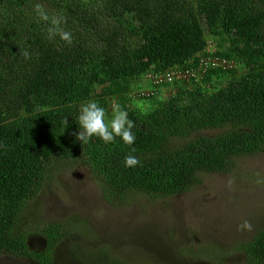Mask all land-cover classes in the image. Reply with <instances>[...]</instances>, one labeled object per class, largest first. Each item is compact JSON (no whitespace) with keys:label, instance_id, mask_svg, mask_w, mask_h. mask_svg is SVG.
<instances>
[{"label":"trees","instance_id":"16d2710c","mask_svg":"<svg viewBox=\"0 0 264 264\" xmlns=\"http://www.w3.org/2000/svg\"><path fill=\"white\" fill-rule=\"evenodd\" d=\"M37 3L66 18L61 27L71 32V45L47 40ZM200 55L235 66L211 69L198 83L177 82L163 100L160 90L169 86H152V95L141 97L151 109L131 107L146 74L191 68ZM87 100L105 108L106 121L113 104L127 111L135 143L77 141V116ZM261 153L264 0H0V253L60 264L56 250L65 225L45 230L42 249L19 227L53 167L84 161L102 199L121 206L137 194L185 193L202 175L231 174L239 159ZM129 154L140 164L126 167ZM235 250L243 256L239 264H264V230ZM209 258L228 264L219 251Z\"/></svg>","mask_w":264,"mask_h":264},{"label":"rangeland","instance_id":"374dc122","mask_svg":"<svg viewBox=\"0 0 264 264\" xmlns=\"http://www.w3.org/2000/svg\"><path fill=\"white\" fill-rule=\"evenodd\" d=\"M147 76L135 88L145 94L152 89ZM175 90L161 89L158 99ZM131 107L151 109L150 101L138 98ZM245 220L252 224L250 231L239 228ZM55 224L67 231L56 250L60 264H99L98 257L104 264H214L209 256L218 251L224 262L239 264L243 256L235 248L264 230V153L239 159L231 174L202 175L185 193L168 198L137 194L121 206L102 199L84 161L61 164L48 171L19 227L33 248L42 249L45 230ZM0 264L37 263L0 253Z\"/></svg>","mask_w":264,"mask_h":264},{"label":"clouds","instance_id":"9594fccd","mask_svg":"<svg viewBox=\"0 0 264 264\" xmlns=\"http://www.w3.org/2000/svg\"><path fill=\"white\" fill-rule=\"evenodd\" d=\"M37 22H43L47 27V40L52 42L57 39L63 41L66 45H71L73 37L71 32L65 31L61 26L66 23L63 15H50L43 4L37 3L34 8ZM20 55L25 59H30V53L27 50H20ZM136 99V97H133ZM142 99V98H138ZM67 126L66 120L64 121ZM78 132L75 133L76 140L86 144L93 137L101 139L104 143H111L119 137L125 144L135 143L136 136L133 132L134 122L129 119L127 111L123 110L119 104L112 108L111 118L106 121V111L95 100L85 101L77 116ZM126 167H135L140 161L134 155H127L124 159ZM240 230H251L252 224L245 220L240 226Z\"/></svg>","mask_w":264,"mask_h":264},{"label":"built area","instance_id":"2783aa9c","mask_svg":"<svg viewBox=\"0 0 264 264\" xmlns=\"http://www.w3.org/2000/svg\"><path fill=\"white\" fill-rule=\"evenodd\" d=\"M189 64L191 68L175 67L157 75H148L149 85H161L166 84L169 88L176 87L175 83L181 82H195L198 83L202 80L204 75L211 69L221 68L222 70H229L234 68L235 63L224 58L215 57L211 55H200L195 61H191ZM152 93L137 92L134 97H149Z\"/></svg>","mask_w":264,"mask_h":264}]
</instances>
